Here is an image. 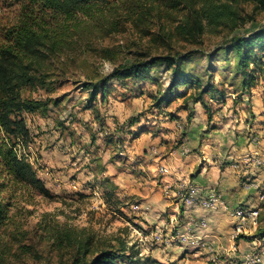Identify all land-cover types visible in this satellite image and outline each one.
I'll list each match as a JSON object with an SVG mask.
<instances>
[{"label": "rangeland", "instance_id": "1", "mask_svg": "<svg viewBox=\"0 0 264 264\" xmlns=\"http://www.w3.org/2000/svg\"><path fill=\"white\" fill-rule=\"evenodd\" d=\"M178 2L111 0L79 14L83 22L44 68L45 84L24 91L50 98L45 114L22 113L31 141L21 151L52 195L15 199L0 264H66L77 249L57 240V228L89 242L86 258L117 250V264H264V53L243 62L225 52L228 26L190 36L199 4ZM0 13L5 21L16 11ZM254 15L234 32L263 26L264 13ZM187 52L178 67L157 64L95 93L86 86L119 64ZM193 122L208 148L220 147L222 171L235 172L243 198L234 206L193 181L195 170L176 168L191 152L201 156ZM219 212L227 230L209 232L208 216Z\"/></svg>", "mask_w": 264, "mask_h": 264}, {"label": "trees", "instance_id": "2", "mask_svg": "<svg viewBox=\"0 0 264 264\" xmlns=\"http://www.w3.org/2000/svg\"><path fill=\"white\" fill-rule=\"evenodd\" d=\"M109 1L0 0V10L15 8L16 11L11 19L5 21L0 13V231L10 222L9 210L18 196L24 198L30 191L45 197L52 195L21 151L31 141L22 113L45 114L50 98L43 100L24 96V91L45 84L44 68L52 57L63 51L72 32L83 22L79 14L88 15L95 5ZM195 1L199 6L190 11L187 24L190 36L199 37L204 25L213 28L228 26L230 35L224 45L225 52L232 50L243 62L256 50L264 53V25L243 34L234 32L246 23L257 21L254 14L264 13V0ZM189 54L177 57L153 55L145 60L122 63L115 66L102 81L88 82L86 86L92 87L94 93L99 88L104 91L108 80L121 81L145 74L150 67L161 63L178 67L179 64L175 63ZM245 82L248 83V80ZM194 102H200V98H194ZM262 229L264 231V228L258 227L257 234ZM51 232H57L56 238H61L63 244L77 249L66 264H117L116 259L122 255L117 250L103 248L86 258L91 251L88 241L82 244L70 228H57ZM143 264L151 263L145 261Z\"/></svg>", "mask_w": 264, "mask_h": 264}, {"label": "crops", "instance_id": "3", "mask_svg": "<svg viewBox=\"0 0 264 264\" xmlns=\"http://www.w3.org/2000/svg\"><path fill=\"white\" fill-rule=\"evenodd\" d=\"M191 125L192 128L188 131V134L191 135L192 138H195L194 142L198 143L200 140L199 134L201 135V133L196 131V128H200L201 126H196L197 124L194 122ZM202 127L203 128L201 129H204L205 125L203 124ZM211 132L212 135H215V133H218L217 136L219 135L218 130H212ZM201 137L202 142L199 144L201 145V156L199 157L200 151H198V154L191 152L186 155L184 159L176 161V168L181 174H191L195 170V172L190 175L191 178H193V181L203 187H215L220 189L223 194V203L234 206L241 198H243L242 189L238 186V182H234L236 181L235 172H227V169L222 171L223 168H221L219 162V156H221L222 153L220 147L208 148L206 144L209 140L206 141L203 139V134ZM208 137H210V134ZM229 157H232V155ZM229 174H232V176ZM208 219L210 222L209 228H207L209 232H221L222 230H227L226 227L229 224L227 213L219 212L217 214H212L208 216Z\"/></svg>", "mask_w": 264, "mask_h": 264}, {"label": "built area", "instance_id": "4", "mask_svg": "<svg viewBox=\"0 0 264 264\" xmlns=\"http://www.w3.org/2000/svg\"><path fill=\"white\" fill-rule=\"evenodd\" d=\"M214 200V197H210V201H213ZM256 219V218H255Z\"/></svg>", "mask_w": 264, "mask_h": 264}]
</instances>
